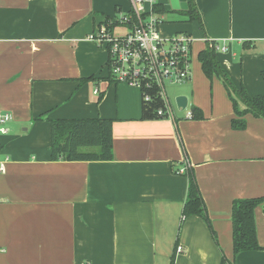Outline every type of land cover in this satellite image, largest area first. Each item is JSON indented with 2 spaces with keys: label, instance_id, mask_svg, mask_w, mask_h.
<instances>
[{
  "label": "crops",
  "instance_id": "crops-1",
  "mask_svg": "<svg viewBox=\"0 0 264 264\" xmlns=\"http://www.w3.org/2000/svg\"><path fill=\"white\" fill-rule=\"evenodd\" d=\"M195 3L202 28L180 13L163 27L195 39L191 78L174 94L188 110L148 120L141 92L110 79L107 49L90 40L131 0H0V115L12 117L0 135V264H264V205L262 250L235 257L232 223L235 200L264 197V119L234 130L223 81L198 59L205 38L225 44L217 58L233 84L264 95V0ZM192 107L204 119H187ZM97 118L113 121L112 161L51 160L50 121ZM186 160L215 236L183 216L188 178L175 171Z\"/></svg>",
  "mask_w": 264,
  "mask_h": 264
},
{
  "label": "trees",
  "instance_id": "trees-1",
  "mask_svg": "<svg viewBox=\"0 0 264 264\" xmlns=\"http://www.w3.org/2000/svg\"><path fill=\"white\" fill-rule=\"evenodd\" d=\"M189 8L187 11H179L187 18L188 23L198 22L202 28L195 0H187ZM132 10L128 13L132 14ZM154 12L165 16L167 11L162 5L156 4ZM107 18L105 23L111 21ZM199 62L205 76L212 80L217 76L224 83L235 112L232 120L234 130H245L247 121L245 117L252 115L255 118L264 119V95H250L246 88L241 85L237 87L231 81L217 58L215 44H207V47L198 55ZM102 96H100L101 99ZM162 103L155 99L154 102L144 104L143 119H162L158 117L157 110ZM192 119H204L203 113L197 107H192ZM43 118H38L41 121ZM51 125V160L54 162H109L113 160V121L109 119H74V120H52ZM185 171L176 170V174H183L188 178L187 197L184 204L183 216H192L203 219L215 236L209 217L205 200L202 196L194 169L184 164ZM264 205V197L251 199H238L232 206L233 223V250L235 257L242 252L262 250L258 244L255 211ZM170 264H175L174 256ZM222 264H231L225 257ZM235 264V263H232Z\"/></svg>",
  "mask_w": 264,
  "mask_h": 264
},
{
  "label": "built area",
  "instance_id": "built-area-1",
  "mask_svg": "<svg viewBox=\"0 0 264 264\" xmlns=\"http://www.w3.org/2000/svg\"><path fill=\"white\" fill-rule=\"evenodd\" d=\"M156 4L158 0H131L132 14L120 13L119 17L100 24L90 40L107 49L109 77L113 82L138 89L144 104L158 99L162 103L157 110L158 117L175 120V107L167 85H183L190 80L195 39L187 33L164 34L165 22L162 15L154 12ZM121 28L123 33H118ZM204 41L215 44L217 53L228 52V47L219 41L208 38ZM192 116V112L186 113L187 119ZM11 119L8 114L0 115V135L9 132L5 125ZM185 163L189 165L187 160ZM0 170L4 172L5 166ZM177 251L182 252V247Z\"/></svg>",
  "mask_w": 264,
  "mask_h": 264
},
{
  "label": "rangeland",
  "instance_id": "rangeland-1",
  "mask_svg": "<svg viewBox=\"0 0 264 264\" xmlns=\"http://www.w3.org/2000/svg\"><path fill=\"white\" fill-rule=\"evenodd\" d=\"M179 11H170L168 12L165 16H163V20H164V26L165 24H169L171 25L172 23L175 24L174 22H177V20H181L180 18H182L181 15L178 14ZM117 16H120V13L117 14ZM124 29H118L117 32L118 33H123ZM185 84L183 85H167V92L172 100V103L176 109V104H175V95L176 93H179L181 91V89L183 88ZM179 113V112H178Z\"/></svg>",
  "mask_w": 264,
  "mask_h": 264
},
{
  "label": "water",
  "instance_id": "water-1",
  "mask_svg": "<svg viewBox=\"0 0 264 264\" xmlns=\"http://www.w3.org/2000/svg\"><path fill=\"white\" fill-rule=\"evenodd\" d=\"M172 11H187L189 5L187 0H170ZM175 103L180 111H185L189 105V100L184 95H179L175 98Z\"/></svg>",
  "mask_w": 264,
  "mask_h": 264
}]
</instances>
